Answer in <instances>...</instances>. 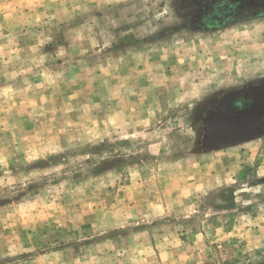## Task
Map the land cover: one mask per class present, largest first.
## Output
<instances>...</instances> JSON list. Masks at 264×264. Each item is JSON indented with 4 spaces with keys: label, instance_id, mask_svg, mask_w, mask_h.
<instances>
[{
    "label": "rangeland",
    "instance_id": "rangeland-1",
    "mask_svg": "<svg viewBox=\"0 0 264 264\" xmlns=\"http://www.w3.org/2000/svg\"><path fill=\"white\" fill-rule=\"evenodd\" d=\"M198 4L0 0V264H264V135L203 117L264 81V16Z\"/></svg>",
    "mask_w": 264,
    "mask_h": 264
},
{
    "label": "flooded vegetation",
    "instance_id": "flooded-vegetation-1",
    "mask_svg": "<svg viewBox=\"0 0 264 264\" xmlns=\"http://www.w3.org/2000/svg\"><path fill=\"white\" fill-rule=\"evenodd\" d=\"M196 25L216 30L264 16V0H199ZM206 148L248 142L264 135V81L218 97L205 109ZM218 115V120L213 119Z\"/></svg>",
    "mask_w": 264,
    "mask_h": 264
},
{
    "label": "water",
    "instance_id": "water-1",
    "mask_svg": "<svg viewBox=\"0 0 264 264\" xmlns=\"http://www.w3.org/2000/svg\"><path fill=\"white\" fill-rule=\"evenodd\" d=\"M232 144H233V143H229V144L215 143V144H212L211 147L208 148L207 150L224 148V147L230 146V145H232Z\"/></svg>",
    "mask_w": 264,
    "mask_h": 264
}]
</instances>
